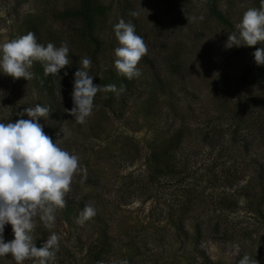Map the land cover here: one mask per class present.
Here are the masks:
<instances>
[{
  "label": "rangeland",
  "instance_id": "obj_1",
  "mask_svg": "<svg viewBox=\"0 0 264 264\" xmlns=\"http://www.w3.org/2000/svg\"><path fill=\"white\" fill-rule=\"evenodd\" d=\"M80 2L0 0V44L33 32L38 43L67 42L70 49L59 74L46 76L39 61L28 81L0 73V122L29 119L19 115L26 107H49L39 120L44 132L87 168L84 182L78 171L65 195L79 209L68 218L58 209L51 230L37 217L36 246L53 231L61 237L49 264H92L87 248L103 241L104 264H239L245 255L264 264V179L256 175L264 178V83L252 74L241 80L244 46L225 47L260 0H218L230 25L211 17L204 0H89L106 7L92 31L97 46L81 32L79 16L58 17ZM121 18L148 46L137 65L141 75L119 96L99 91L92 115L78 124L67 109L80 58L91 59L94 84L124 86L114 68ZM177 134L178 145L170 140ZM173 148L167 163L178 172L155 182L148 155ZM86 204L97 214L79 224ZM4 239H14L11 224ZM0 264L16 262L8 255Z\"/></svg>",
  "mask_w": 264,
  "mask_h": 264
},
{
  "label": "clouds",
  "instance_id": "obj_2",
  "mask_svg": "<svg viewBox=\"0 0 264 264\" xmlns=\"http://www.w3.org/2000/svg\"><path fill=\"white\" fill-rule=\"evenodd\" d=\"M130 15L136 17L138 12L132 11ZM235 27L236 31L228 34L226 48L264 43V0H260L259 8H248ZM114 33L119 44L114 50L116 72L128 80L139 77L141 72L137 65L148 53L144 38L136 34L134 24L123 18L114 25ZM69 51L67 42H61L59 47L51 42L45 46L37 42L35 33L28 32L0 44V73L28 81L34 76L29 69L34 61H39L46 76L56 75L69 66ZM253 55L258 66L264 65V48H257ZM79 64L71 93L73 106L67 112L82 125L92 115L94 97L99 91L119 96L125 88L121 86L118 89L115 84L101 88L94 84L93 76L89 74L91 59L80 58ZM19 115H27L29 119L0 122V257L11 255L16 264H24L30 258H37L39 264H49L55 261L61 237L53 231L37 247L31 234L35 219L39 217L51 230L56 211L66 207L65 195L71 191L74 175L78 171L83 172V183L87 178V168L80 165L78 155L60 148L44 132L39 120L50 115L49 107L36 104L24 108ZM96 214L95 207L86 204L77 223L83 224ZM6 224H11L14 233V239L7 242L4 239ZM97 264L104 262L98 261ZM120 264H128V261L122 260ZM239 264L258 262L245 255Z\"/></svg>",
  "mask_w": 264,
  "mask_h": 264
},
{
  "label": "trees",
  "instance_id": "obj_3",
  "mask_svg": "<svg viewBox=\"0 0 264 264\" xmlns=\"http://www.w3.org/2000/svg\"><path fill=\"white\" fill-rule=\"evenodd\" d=\"M204 3L207 9V13L211 17L219 21L221 24L230 25V21L228 20L226 15L218 7V0H204ZM105 10H106V7L102 4L95 3V2H93V4H90L89 0H81L78 8H75L72 10H64L58 13V17L65 18V17L79 16L81 18V23H82V27L80 28L81 32H83V34H85L86 37H89V39L93 40L95 42L94 44H96L97 46V39L95 38V35L93 34L92 31H94L95 29V25H96V21L98 17L103 15L105 13ZM244 48L246 52L248 51V56H247V63L245 64L244 71L242 72V75H241V80L248 78L247 76L249 74H252V75L257 76L264 83V65L258 66L255 63L254 55H253V53L255 52L257 48H264V43H258L257 45L251 46V47L244 46ZM43 74H44V70H43ZM121 79L123 81L125 88H127L131 84V80H128L126 77L121 76ZM43 80L44 82L48 81L47 78H45V75L43 76ZM263 130H264V127H263ZM178 134L173 135L172 138L170 139L174 142H177L176 145H178L179 144L178 142L180 141V139H178ZM173 151H174V148L171 149V153L168 150L166 151L164 150L162 154H159L161 153L159 151H154V152L152 151L148 155V164H149L150 169L152 170L151 176H152V179L155 180V182H158L157 178L160 175H168L171 172H175V173L178 172L177 170L175 171L173 168L170 169L169 163H167L168 160L171 159ZM159 159H161V161H158ZM256 175L258 176V180H260V182L262 183L264 179L263 176L261 174H256ZM262 200L263 198H261L258 201V205H256L258 207L259 214H263L261 209L259 208ZM71 202L72 201L66 202V207L63 210L64 218H68L74 208L79 209V207H75ZM78 212L79 211H77V213ZM105 247H106L105 241L101 242V244L90 243V246L87 248V255L88 257H90L89 260L92 261V264H97L98 261H103V257L106 256L105 254L106 252H104Z\"/></svg>",
  "mask_w": 264,
  "mask_h": 264
}]
</instances>
